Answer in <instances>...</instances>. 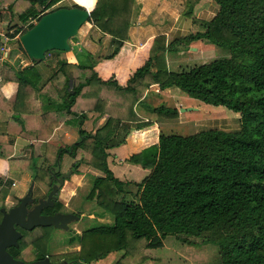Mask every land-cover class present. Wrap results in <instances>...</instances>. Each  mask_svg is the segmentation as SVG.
Instances as JSON below:
<instances>
[{"label":"trees","instance_id":"trees-1","mask_svg":"<svg viewBox=\"0 0 264 264\" xmlns=\"http://www.w3.org/2000/svg\"><path fill=\"white\" fill-rule=\"evenodd\" d=\"M18 1L23 5L14 10ZM60 1L0 0V11L6 5L19 23L11 27L8 40L29 29L42 14L61 8L51 9ZM74 1L88 10L94 4L85 23L110 37L112 50L101 59L110 58L126 38L134 0ZM212 1L216 11L208 20L186 10L192 33L169 42L163 36L155 37L146 64L132 73L125 87L99 81L93 71L98 59L83 50L79 62H54L46 80L37 68L43 60H28L17 39L15 48L7 53L10 58L19 52L30 63L15 72L16 91L8 98L0 93V123L6 136V142L0 143V159L8 160L9 175L26 173L47 193L53 184L49 169L58 166L63 154L74 161L72 174L83 164L102 175L92 178L91 187L97 192L95 205L112 222L71 239L69 244L76 241L80 249L74 252V259L61 256L58 261L63 264H95L119 251L122 254L114 264H128L134 252L131 244L142 246L135 257L137 264L154 262L152 254L172 238L188 245L199 240L198 245L206 246L210 252L199 255L201 264H264V0ZM194 42L212 45L227 52L229 58L186 71H168L165 54L182 52ZM60 53L48 52L44 60ZM57 73L64 78L59 88L51 83ZM153 85L158 91L177 89L190 99L238 114V129H206L186 136L158 133L155 144L125 160L147 171L145 176L139 182L121 181L109 169L107 150L122 146L130 132L149 126L137 116L135 107L165 119L177 117L175 108L147 101L148 96L158 97L149 89ZM101 116L103 123L94 132L85 129L86 122L95 126ZM60 124L74 128L77 138L69 146L54 149L52 160L49 158L53 164L46 170L36 167L38 157L9 159L15 138L45 142ZM9 181L0 175L1 204ZM21 234L13 255L24 262L46 255L35 249L46 233ZM86 239L92 246L81 248Z\"/></svg>","mask_w":264,"mask_h":264},{"label":"rangeland","instance_id":"rangeland-1","mask_svg":"<svg viewBox=\"0 0 264 264\" xmlns=\"http://www.w3.org/2000/svg\"><path fill=\"white\" fill-rule=\"evenodd\" d=\"M18 2L21 3L20 1ZM73 4L74 3H72L71 1H61L60 4L54 5L51 9L57 7L68 8L72 7ZM20 5L21 4H15V6ZM213 7L215 6L213 5L212 0H178L177 3L171 8L170 15L172 17L169 15L162 16L165 17L163 18V25L167 26V22L169 21V19H171L170 21L175 23L180 36L192 33L194 31V28L191 25L190 21L185 18L186 10L189 8L191 14L198 19L208 20L213 15ZM14 10L17 9L14 8ZM0 14L3 18V22L0 26V33L4 32L3 36H6V31L8 29H12L11 27L14 25H12V23L16 21V18H12L11 15L13 13H10V11H4V9L0 11ZM149 19L151 18H148L146 21H149ZM7 22L8 24H6ZM34 22L35 21H33L32 23ZM15 25L19 24L17 23ZM11 32L12 30H10L8 34H10ZM177 37L178 36H173L171 40ZM82 40L89 41L91 43V47L94 50L91 53L93 54L94 59H100L112 50V46H110L112 40L100 35L94 28H90L89 24L85 23L77 31L76 36L73 39L69 40L68 43L71 47L70 50L68 52H62L59 55L68 61H81L78 60V57H80V55L77 52L76 47L80 48V50L84 49ZM3 43L4 46H2L0 50L12 51V49L15 48L14 42L10 44L11 42L4 41ZM75 43L78 45H75ZM196 43H198V46H194ZM193 47H197V51L195 49V52H193V50H191V48ZM199 49L201 50V52L197 53ZM17 53L20 55V57L22 56L21 53ZM173 55L174 56L171 57L172 59H175V62L177 63L175 65H178L179 69H181L182 71L194 65L208 63L214 59L229 58V54L227 52L215 48L212 45H208L205 42H194L190 44L186 50L182 51V53L180 52ZM53 59L56 60V58H54V54L47 56L42 65L43 67L41 69L42 71H44L43 73L45 78L50 71L49 68H52V66H54ZM26 61L23 62V65H25ZM147 101L153 106L163 104L166 107H173L177 110L176 118L165 119L157 117L153 114H146L142 112L143 110L140 107H137L139 108L136 109L138 114L136 112L135 113L141 116L142 120L144 118L147 119V121L150 123L157 122L156 124H158V133H162L163 135L176 134L186 136L206 129H216L223 132H233L238 129V114L233 113L223 107H212L190 99L185 94L179 92V90L177 89H171L168 92L165 91L162 95L158 94V97L148 96ZM187 108L189 110L186 112L178 111L179 109ZM95 126L91 125L89 122H86L85 129L87 131L94 132L95 128L97 127ZM157 135L158 134L156 131L147 134H138L137 131H132L126 136L125 142L127 138L131 136V140L136 146L133 151L137 149L141 150V148L143 149L145 146L151 145L153 143V141H151V138H155ZM74 136L75 138H77L75 132ZM107 153L110 157L108 159L109 169L115 178L121 181L133 183L139 182L145 176L147 171L140 170L139 168L132 166L125 161L129 155H116L114 154L113 149L107 150ZM73 162L74 161L71 160L68 155H64L62 160L60 159L58 163L59 172L66 173L68 170H70V166ZM49 164L52 165L53 162L51 161L49 163H46L45 160H43V162L37 163L36 167L41 170H46ZM76 171V174L71 175L69 179L66 180L65 183H63L61 191L58 193L57 197L58 200L63 205H65V207H62L63 210L69 211L76 207L81 210L79 215L80 221L78 223L69 225V227L72 228V230L69 231L46 228L44 231V233L47 234L46 238L43 240H38L37 244H35V249L37 251L44 250L45 254L48 255L52 261H58L61 256H67V259H74L76 257L74 256V252L79 251L80 245H78L76 241H74L72 244H69L71 239H75L76 236H81L84 230L97 227L101 224H110L112 222V217L109 214L102 213V211L95 205L97 192L95 188L91 187V180L93 177H101V173L83 164L78 165ZM22 175L26 178V182L22 190V193H25L27 188L29 187L30 182L33 181L26 173H23ZM19 176L20 175H8L9 180L11 181L9 182L11 184L8 185L7 196L5 197L3 203H0V205L8 206L9 202H14V200L12 199L13 197H16L17 192V187H14V182L18 181ZM32 192L35 193V195H44V186H39L33 183ZM100 213H102V218H98V214ZM40 233L42 232L36 234ZM191 241L193 244L188 245L186 243L175 241L173 238L167 239L164 242L163 248L155 251L152 254L155 261H149L145 264H201L200 261L198 262L199 255H202L203 253V255H208L210 250L207 249L206 246L198 245L199 240ZM83 242L84 246L82 245L81 248H86V246H88L89 244L91 245V243L87 239ZM139 242L143 243L144 241L139 240ZM131 246L133 247L132 250L134 252L132 253L133 255L130 261H127L128 264H137L135 257L140 254L142 246L141 244H131ZM80 251L83 250L81 249ZM121 254L122 252L120 251L111 252L97 264H114L115 261H117V259L121 256Z\"/></svg>","mask_w":264,"mask_h":264},{"label":"crops","instance_id":"crops-1","mask_svg":"<svg viewBox=\"0 0 264 264\" xmlns=\"http://www.w3.org/2000/svg\"><path fill=\"white\" fill-rule=\"evenodd\" d=\"M61 1H71L72 3H74V5H77L81 8H85L84 6L78 3H75L74 0H61ZM61 1L58 2L57 5L60 4ZM177 1L178 0H134L133 1L130 18H129V27L127 29L125 40L121 42L118 50L110 58L98 59L93 67V71L95 72L99 81L103 83L112 81L116 83V85H118L119 87H125L127 80L132 75V73L135 70L142 68L146 64L147 57H148V51L155 37L163 36L164 41L168 42L169 40H171L173 36H180V33H178V29L175 26V23H173L172 21H170L171 19H169V21L167 22V26H165L163 25L164 24L163 18L165 17H162L163 15L171 16L170 15L171 8L177 3ZM94 3H95V0H94ZM17 4L23 5L22 2L21 3L18 2ZM21 5L14 6V8L20 9L22 7ZM92 7L90 9H92ZM213 8L214 10L212 11L214 15L216 11V6ZM3 9L4 11H8L6 9V5L3 7ZM13 13L14 14H12L13 16L11 15V17L15 19L16 13L15 12ZM1 14H0V26L3 22V18ZM148 18H151V19H149V21H146ZM16 21L12 23V25L14 24L12 27L19 26V25H15L18 23V21L17 22ZM6 24H8V22ZM9 32L10 30L8 29L6 31V36L5 35L3 36L4 32L0 33V49L2 48V46H4V43H3L4 41H7V42L9 41L11 42L10 44H12V42H14L15 39L18 40V37H14L13 39L8 40L7 35H9L8 34ZM104 36L105 38H110L109 36H106V35ZM75 45H78V44L75 43ZM82 45L84 48L83 50H85L86 52H88L89 54L93 56L91 52H93L94 50L91 47V43L89 41L82 40ZM194 46H198V43H196ZM196 48L197 47H193L191 48V50L195 52ZM76 49H77V52L81 54L82 50H80V48L78 47H76ZM8 52L9 51L0 50V93L4 98L10 97L16 91L17 81L14 77L15 72L22 70L25 67L30 65L29 61L26 59L28 61L27 62L25 58H23L22 56L21 58L18 53L12 55L10 58H7ZM199 52H201L200 49L198 50L197 53ZM173 54H177V53H166L165 54L166 68L170 72H180L182 70L179 69L178 65H175L177 63L175 62V59H172L171 57V56H174ZM54 58H56V60L53 59L54 62L58 60H65L60 55L54 56ZM78 60H81V57H78ZM25 61L26 63L25 65H23V62ZM44 61L45 60L43 59V63ZM65 61L68 63H76L73 60L71 61L65 60ZM43 63L39 64L37 68L39 69L41 73L42 80H46L50 76V74L48 72V75H46L47 77L46 78L44 77V73H43L44 71H42L41 69L43 67L42 66ZM186 70H183V71H186ZM51 83H53L55 87L59 88L63 85L64 78L60 73H57L51 77ZM149 89L150 91L160 94V95H162L163 92L165 91L168 92L169 90H171V89H166L163 91H158L157 87L154 85L149 87ZM136 109H139V108L135 107V112L137 113ZM142 112L149 114L145 111H142ZM46 115L49 119L52 118L50 112H48ZM61 116L62 114H59V118ZM139 117L141 118V116ZM60 119L63 120L64 118L61 117ZM103 120H104V116H101L95 122V125L99 127L103 123ZM143 120L147 121V119H144V118ZM0 122H1V116H0ZM156 123L157 122H152L146 128H143L142 130H138L137 131L138 134H147V133H151L154 131H156L158 134V130H157L158 124ZM74 132H75L74 128L60 124L58 127H56L52 131L51 136L45 142H36V141L28 140L22 137H17L15 138L12 144V153L9 159L17 161V160L26 159L32 156V157H38L37 163L39 162L41 163L43 162L42 160L43 156H47L48 159H46L45 162L49 163L50 162L49 158L51 157L54 149L69 146L76 140L74 136ZM131 138H132L131 136L127 138L125 144H123L122 146L118 148H114L113 149L114 154L130 155V154L138 153L140 149L133 151L136 146L131 140ZM151 141H153L152 144H155L157 142V136L155 138L152 137ZM4 142H6L5 129H4V125L0 123V143H4ZM148 146L150 145H147L145 147H148ZM64 155L67 156V154H63V156L61 157V160L64 157ZM0 175L4 178L9 179L8 177L9 162L7 159H0ZM25 182H26V178L23 175H20L18 178V181L14 182V187L15 188L17 187L16 197L19 198L24 194L22 193V190H23ZM101 261L102 260L96 262L95 264Z\"/></svg>","mask_w":264,"mask_h":264},{"label":"water","instance_id":"water-1","mask_svg":"<svg viewBox=\"0 0 264 264\" xmlns=\"http://www.w3.org/2000/svg\"><path fill=\"white\" fill-rule=\"evenodd\" d=\"M90 10L86 8H65L61 7L42 14L32 26L18 36V42L28 60L40 62L45 54L51 51L68 52L70 50L69 40L74 38L80 27L85 24L89 17ZM189 109H179V112H186ZM70 173H65L56 179V184L51 187L47 194V203L51 205L50 199L59 192L65 180L69 179ZM33 182L23 197L17 200V205L4 212L0 219V264H51L47 259L41 261L22 262L7 253L9 247L16 248L20 234L16 232L13 225L29 231L35 226L67 230V224L77 222L79 219L74 214H56L51 217L39 216L40 208L45 206L38 201L32 211L26 210V203L30 201ZM50 201V202H49Z\"/></svg>","mask_w":264,"mask_h":264},{"label":"flooded vegetation","instance_id":"flooded-vegetation-1","mask_svg":"<svg viewBox=\"0 0 264 264\" xmlns=\"http://www.w3.org/2000/svg\"><path fill=\"white\" fill-rule=\"evenodd\" d=\"M58 168H59V166H57L56 168H52L51 167L49 169V174H50V176L52 177V180H53V184L51 186L56 184L55 181H56L57 178H59V176H61L62 174H65L63 172H59ZM66 173H70L71 175H73L71 170H68ZM60 189H61V187H60ZM25 193L21 197H23L25 195ZM48 193H49V191L47 193H44V195H40L39 196V195H37V194L35 195V193L31 192L30 201L26 203V207H25L26 210L27 211H32L33 208L37 205L38 201L40 200V201H42L44 203L45 206L40 208L39 216L51 217V216L56 215V214H74L79 219V215H80L81 210L78 207H76L74 209H71L69 211L63 210L62 207H65V205H63L58 200V197H57L59 192H57L54 195L53 199H50L51 202L50 201L49 202L51 203V205H49L47 203V199H46ZM21 197H19V198H21ZM19 198L18 197H13L12 200H14V202H9L8 201L9 202L8 206L0 205V209H2L4 212H8L9 209H11V208H13V207H15L17 205V200ZM1 217H2V215L0 213V219H1ZM79 221L80 220H78L77 222L75 221V222H71V223L67 224V230L66 231L72 230V228L69 227V225L74 224V223H78ZM13 228H14V230L16 232H18L20 234V237L22 236V234H21L22 231L25 232V233H29V235H34V234L39 233V232H44L46 228L47 229H49V228L55 229L52 226H48V227L35 226L31 230L26 231V230H23V229L19 228L16 225H13ZM56 230H62V229H56ZM13 249H14L13 247H9V248L6 249V251L12 257V259H15V260H18V261H22L20 256L12 254L13 253ZM43 259H47L48 262L51 263V264H63V262L61 260L60 261H52V260H50L48 255H45L44 257H41V258L38 257V258H36L34 260L27 261L25 263L32 262V261H41ZM22 262H24V261H22Z\"/></svg>","mask_w":264,"mask_h":264},{"label":"snow or ice","instance_id":"snow-or-ice-1","mask_svg":"<svg viewBox=\"0 0 264 264\" xmlns=\"http://www.w3.org/2000/svg\"><path fill=\"white\" fill-rule=\"evenodd\" d=\"M90 2H94V0H90Z\"/></svg>","mask_w":264,"mask_h":264},{"label":"bare ground","instance_id":"bare-ground-1","mask_svg":"<svg viewBox=\"0 0 264 264\" xmlns=\"http://www.w3.org/2000/svg\"><path fill=\"white\" fill-rule=\"evenodd\" d=\"M86 8V7H85Z\"/></svg>","mask_w":264,"mask_h":264}]
</instances>
